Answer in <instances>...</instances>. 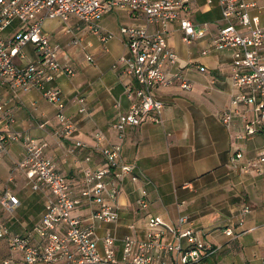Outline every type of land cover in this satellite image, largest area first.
<instances>
[{
	"label": "crops",
	"instance_id": "crops-1",
	"mask_svg": "<svg viewBox=\"0 0 264 264\" xmlns=\"http://www.w3.org/2000/svg\"><path fill=\"white\" fill-rule=\"evenodd\" d=\"M259 15L264 25V7ZM188 17L196 23L208 22L209 28L202 37L187 44L182 40L179 23H170L168 43L178 54V63L184 65L182 71L193 86L186 90L172 83L154 89V94L164 102L161 122L148 121L128 127L123 139L112 126L118 114L130 105L124 75L111 66L127 51L120 25L143 23L141 17L119 9L102 15L97 21L101 28L112 33L105 42L75 16L65 21L55 17L61 27L47 31L50 41L59 45L58 60L74 69L72 74L58 73L50 83L61 90L65 111L76 123L73 133L55 134L57 108L39 88L13 89L0 85L3 101L0 135L18 132L35 138L44 154L53 159L70 182L75 195L83 186L85 168L105 166L96 144L121 143V159L133 164L132 172L138 178L134 181L129 175L123 176L115 221L89 220L99 238V246L104 235L115 237L113 248L118 259L122 255L124 235L145 237L148 216L173 223L180 214H186L190 225L215 248L196 264H264V200L257 194L258 185H264V174L244 172L230 164L236 147L246 157L256 156L264 149V134L239 137L243 132V107L234 112L229 128L221 121L220 110L229 107L238 89L230 78L232 50L212 45L221 22L219 4L216 0L212 3L194 0ZM19 24L14 18L3 34H12ZM203 49H207L205 54L201 53ZM36 56L33 44L26 43L15 61L30 62ZM198 65L205 66V70H199ZM79 95L85 98L83 113L78 110L76 97ZM95 132L101 134L99 141ZM76 140L84 144L77 147ZM2 144L0 195L8 189L17 196L18 204L7 211L0 203V231L4 226L9 233L26 234L32 228L24 226V221H40L49 191L43 187L34 189L24 170L14 168L25 154L22 138H6ZM143 187L147 189L148 205L140 208L136 199ZM244 205L249 211L242 215ZM97 207L96 203H83L74 214L89 217ZM130 224L134 225L133 229ZM225 227H232L236 235H227L223 231ZM0 239L4 241L2 250L5 249L0 263L7 257L21 262V252L11 251L5 238L0 236ZM182 244L186 245V241L182 240Z\"/></svg>",
	"mask_w": 264,
	"mask_h": 264
},
{
	"label": "built area",
	"instance_id": "built-area-1",
	"mask_svg": "<svg viewBox=\"0 0 264 264\" xmlns=\"http://www.w3.org/2000/svg\"><path fill=\"white\" fill-rule=\"evenodd\" d=\"M192 1L0 0V85L13 89L39 88L57 108L55 134L70 136L76 123L65 111L60 88L50 83L58 73L72 74L74 69L58 60L59 45L50 41L43 22L47 18L57 17L65 21L75 16L105 42L112 33L101 28L98 19L115 8L127 10L132 16L141 17L143 23L120 25L127 51L111 65L124 75L125 91L130 99L129 107L120 112L112 124L123 139L128 127L162 121L164 102L154 94L156 87L177 83L182 89L192 88L193 82L182 71L184 65L178 63V54L167 40L169 25L175 21L179 23L182 40L187 44L207 32L208 22L196 23L188 17ZM213 1L206 0L207 3ZM216 1L221 10V22L212 45L217 49L232 50L230 78L238 89L231 97L229 107L220 110L221 121L229 128L234 112L243 107V132L239 137L264 134V25L260 23L259 15L264 5L255 0ZM253 9L255 12L251 11ZM14 18L20 24L12 34L5 36L3 32ZM26 43L33 44L36 59L17 63L15 57L22 54ZM206 52L207 49L201 51L202 54ZM88 59L92 60V56ZM174 65L176 67L172 69ZM205 68L198 65L199 70ZM76 98L79 112H85L84 96ZM2 110L0 96V112ZM248 112L251 116L247 115ZM9 121H13L10 116ZM94 136L99 141L101 134L95 132ZM6 138H22L25 154L14 168L24 170L34 189L43 187L49 194L40 221L26 234L9 233L3 226L0 236L5 238L11 251L21 252V262L7 257L2 264H196L205 254L215 250L190 225L188 215L180 214L173 223L150 215L144 238L129 233L123 236L122 255L118 259L113 248L115 237L104 235L99 246V238L89 220L115 221L123 176L129 175L134 181L138 178L132 172L133 164L121 159V143L110 146L96 144L105 166L85 168L83 186L75 195L70 182L58 170L53 159L44 154L42 145L35 138L18 132L0 135V151ZM83 144L80 140L74 142L77 147ZM230 164L244 172L262 175L264 149L256 156L246 157L243 150L236 147L230 156ZM140 193L136 204L145 208L148 205L147 189L141 188ZM0 203L11 211L18 204V198L5 189L0 195ZM83 203H96L98 207L89 217L74 214V210ZM248 211L249 207L244 205L242 215ZM129 227L133 229L134 225ZM223 231L227 235H236L232 227H225Z\"/></svg>",
	"mask_w": 264,
	"mask_h": 264
},
{
	"label": "rangeland",
	"instance_id": "rangeland-1",
	"mask_svg": "<svg viewBox=\"0 0 264 264\" xmlns=\"http://www.w3.org/2000/svg\"><path fill=\"white\" fill-rule=\"evenodd\" d=\"M257 1H258L259 4L264 3V0H257ZM112 10L114 11V10H119V9L115 8V9H112ZM108 12H110V11H107L106 13H108ZM58 27H61V23L59 22V20L57 18H47L43 22V28L46 31H52V30L57 29ZM257 190H258L257 194H259L260 198L262 200H264V185H261V184L258 185ZM14 223L17 224L18 222L14 221ZM37 223H38V221H24V226H27L29 228H34V226ZM199 231H200V229H199ZM200 236L202 237L201 232H200ZM3 245H4V241L0 239V258L3 256V252L5 251V249L2 250Z\"/></svg>",
	"mask_w": 264,
	"mask_h": 264
},
{
	"label": "trees",
	"instance_id": "trees-1",
	"mask_svg": "<svg viewBox=\"0 0 264 264\" xmlns=\"http://www.w3.org/2000/svg\"><path fill=\"white\" fill-rule=\"evenodd\" d=\"M0 264H2V263H0Z\"/></svg>",
	"mask_w": 264,
	"mask_h": 264
}]
</instances>
